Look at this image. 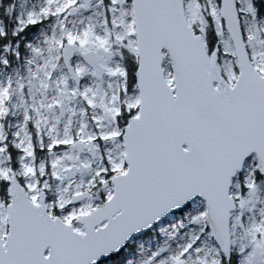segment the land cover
Masks as SVG:
<instances>
[{
  "label": "snow or ice",
  "instance_id": "1",
  "mask_svg": "<svg viewBox=\"0 0 264 264\" xmlns=\"http://www.w3.org/2000/svg\"><path fill=\"white\" fill-rule=\"evenodd\" d=\"M0 264H264V0H0Z\"/></svg>",
  "mask_w": 264,
  "mask_h": 264
}]
</instances>
